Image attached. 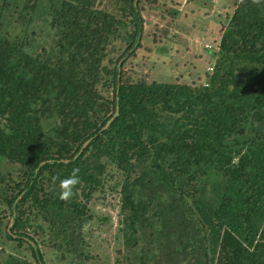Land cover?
Returning <instances> with one entry per match:
<instances>
[{
	"label": "trees",
	"instance_id": "obj_1",
	"mask_svg": "<svg viewBox=\"0 0 264 264\" xmlns=\"http://www.w3.org/2000/svg\"><path fill=\"white\" fill-rule=\"evenodd\" d=\"M165 5L0 0V264H264V0L190 84L125 71L201 31Z\"/></svg>",
	"mask_w": 264,
	"mask_h": 264
},
{
	"label": "rangeland",
	"instance_id": "obj_2",
	"mask_svg": "<svg viewBox=\"0 0 264 264\" xmlns=\"http://www.w3.org/2000/svg\"><path fill=\"white\" fill-rule=\"evenodd\" d=\"M164 1H166L165 7L170 8L171 11H180L178 17L183 23L192 25L195 29L201 31L197 32L193 30L192 33L188 34V50L184 46L178 45L167 56L156 55L152 57H150L151 54L142 50L136 57L130 59L128 65L125 67V71H130V69L136 70V72L142 75L146 74L153 81L169 80L170 82L186 84L198 83L199 78H203L209 67L204 62L203 57H201L203 53L200 52V45L203 48H208L209 43L206 38L200 39L201 34L208 31L211 36H217L218 24L225 14L232 12V3L234 0H192L190 6L192 11L182 9L185 0ZM153 21L154 23L157 22L156 19H153ZM151 29H153L152 25ZM151 39V31H148L146 28V35L142 43L150 44ZM110 211L109 213L114 217L113 222L116 224V211Z\"/></svg>",
	"mask_w": 264,
	"mask_h": 264
},
{
	"label": "clouds",
	"instance_id": "obj_3",
	"mask_svg": "<svg viewBox=\"0 0 264 264\" xmlns=\"http://www.w3.org/2000/svg\"><path fill=\"white\" fill-rule=\"evenodd\" d=\"M78 169H73L72 173L68 178H65L60 181L61 191L59 192V198L64 200L67 199L71 195V186L77 183L78 177L76 176V172Z\"/></svg>",
	"mask_w": 264,
	"mask_h": 264
}]
</instances>
